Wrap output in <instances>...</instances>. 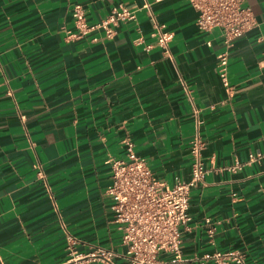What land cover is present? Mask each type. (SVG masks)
<instances>
[{
	"label": "crops",
	"instance_id": "crops-1",
	"mask_svg": "<svg viewBox=\"0 0 264 264\" xmlns=\"http://www.w3.org/2000/svg\"><path fill=\"white\" fill-rule=\"evenodd\" d=\"M75 4L90 24L118 5L136 20L113 38L100 30L76 40ZM246 5L257 26L230 44L226 88L222 32L199 30L186 0H0V264H70L68 233L77 253L109 250L129 264L106 194L112 161L131 140L158 180L187 182L197 120L210 173L191 193L177 264L216 249L264 264V158L224 170L264 153V0ZM155 23L173 34L169 52Z\"/></svg>",
	"mask_w": 264,
	"mask_h": 264
},
{
	"label": "built area",
	"instance_id": "built-area-1",
	"mask_svg": "<svg viewBox=\"0 0 264 264\" xmlns=\"http://www.w3.org/2000/svg\"><path fill=\"white\" fill-rule=\"evenodd\" d=\"M161 2L164 0H155ZM197 11V27L202 32L220 29L224 51L219 56V74L223 85L229 87V46L257 26L252 9L246 5L247 0H186ZM145 7L150 9V5ZM74 30L69 37L82 40L92 33L103 30L106 37L113 38L117 27L122 22L136 20V14L124 5L113 8L110 14L98 23L90 24L82 5L75 4L72 11ZM154 37L158 44L169 52V43L173 34L166 31L164 25L155 23ZM96 40V39H95ZM137 44L144 43L142 37ZM149 46L148 49H151ZM202 121H196L197 133L190 142L192 165L191 179L179 181L173 187L158 180L144 158L135 151L131 140L125 142L126 158L112 161V183L106 194L112 201L113 223L122 234L125 258L129 264H177L185 262L182 251L183 230L191 221L189 214L190 199L193 189L204 183L210 173L204 158L206 142L200 135ZM264 153L251 154L244 164L236 161L224 168L236 173L245 165L260 162ZM36 177L47 184V174L39 167ZM207 235L212 238L215 228L207 220ZM184 228V229H183ZM70 251V264H87L90 260H99L102 264H117V255L113 251L99 249L97 255H83L75 251L78 240L70 233L67 235ZM169 254V261L161 259V254ZM95 254V253H94ZM199 264H248L246 256L238 250H215L201 256H195Z\"/></svg>",
	"mask_w": 264,
	"mask_h": 264
}]
</instances>
